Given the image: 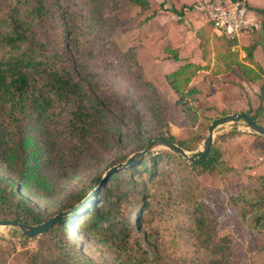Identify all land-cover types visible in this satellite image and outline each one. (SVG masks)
Wrapping results in <instances>:
<instances>
[{
  "label": "trees",
  "instance_id": "obj_1",
  "mask_svg": "<svg viewBox=\"0 0 264 264\" xmlns=\"http://www.w3.org/2000/svg\"><path fill=\"white\" fill-rule=\"evenodd\" d=\"M250 7L255 12L264 11ZM151 8L150 0L0 3V164L6 169V175L0 173V219L30 227L54 217L40 218L24 192L33 195L30 190L34 182L45 185L41 171L46 165L26 125L31 122L35 127L65 112L70 139H75L74 135L82 139L94 131V116L87 107L94 98L93 91L76 74L79 67L90 63V59L78 58L80 47L89 52L95 47L106 56L109 50L121 54L128 66L126 73L142 89L141 98L165 118L168 110L161 94L144 77L140 64L117 48L114 39L122 25L137 16H124L126 10L138 9L142 14ZM153 12L143 18L141 25ZM196 35L204 63L186 60L166 74L178 96L176 105L196 126L190 136L177 139L167 128L141 151L119 156L69 205L68 209L73 207L70 212L34 237L40 240V247L20 252L21 260L16 264H94L85 251L92 241L108 246L116 264H235V234L244 227L255 233L264 230L263 183L258 187L235 185L215 200L216 211L204 200L200 176L224 177L232 172L216 142L203 159L199 160L202 151L192 154L194 162L168 147L149 148L156 139H165L192 151L207 136V128L197 123L198 107L193 103L197 89L192 80L202 70L220 74L236 66L252 82L264 83V67L254 56L256 42L240 46L238 38L217 33L210 20L196 30ZM94 39L101 44H94ZM165 49L178 57V48ZM106 63L112 64L108 58ZM102 89L108 90L106 86ZM245 113L264 126V119L257 113ZM80 145L83 148L84 143ZM173 164L182 169L185 181L186 218L179 227L168 209L169 201L150 185L163 168ZM115 167L120 168L109 173ZM228 208L236 210L234 221L219 223L215 215ZM80 227L87 233L85 239L77 238L76 229Z\"/></svg>",
  "mask_w": 264,
  "mask_h": 264
},
{
  "label": "rangeland",
  "instance_id": "obj_2",
  "mask_svg": "<svg viewBox=\"0 0 264 264\" xmlns=\"http://www.w3.org/2000/svg\"><path fill=\"white\" fill-rule=\"evenodd\" d=\"M4 1L11 0H0V3ZM152 11H156L153 6L142 14L138 13V9L126 10L124 16H137L128 25L123 24L114 39L122 53L130 54L131 60L140 64L144 77L161 94L168 113L165 118L156 114L148 102L141 98L142 89L126 73L128 66L121 54L109 50L110 55L106 56L98 50L95 51V47L93 52H89L86 47H80L76 51L78 58L81 61L90 59V63L79 67L76 74L88 82L93 91L94 98L87 102V107L94 116V131L82 139L75 135V139H70L65 112L59 116H50L45 123L38 122L35 127H32L34 123L31 122L26 125V130L33 135V146L46 158V165L41 171L45 185L40 186L38 182H34L30 190L33 195L24 191L43 220L70 207L81 192L97 176L105 173L119 156L141 151L151 138L167 128L180 140L187 139L196 128L192 126L193 119H189L176 105L178 96L166 79V74L174 69L170 64L171 59L176 58L173 51L168 52L165 49L171 44L166 43L164 48L157 45L163 37L162 29L141 28L143 18ZM70 22L72 23L71 20ZM93 43L101 44V41L94 39ZM107 58L112 64L106 63ZM192 59L196 60L191 57L184 58L183 61ZM240 74L248 79L242 72ZM217 75L201 72L192 80L197 89L193 95V103L198 107L199 126L206 127L208 132L214 119L234 112L250 111L264 119V83L252 82L263 88L255 97L249 91L245 95L237 94L234 90L226 93L224 91L228 81H215L213 77ZM104 86L108 90L102 89ZM258 99L259 102L256 101ZM205 138L195 150L188 152L194 154L201 151ZM214 142L217 143L222 157L232 167V172L224 177L210 174L200 176L202 196L216 211L215 200L225 196L226 191L232 190L235 185L258 187L264 184V136L252 132L246 121L240 119L218 125L214 132ZM81 143H84L83 148H80ZM160 147L165 146L157 145L155 148ZM168 168H163V173L150 185L153 184L154 192L157 190L164 194V198L169 201L168 209L179 227L186 218L183 212L187 205L183 195L185 181L182 179L181 168L175 164ZM0 173L6 175V169L1 168V164ZM147 214L148 212L144 213V216ZM235 216L236 210L228 208L224 213L216 214L215 218L224 224L234 221ZM76 231L77 238H86L87 233L81 227ZM39 242L37 238L24 236L19 227L0 225V264H16L21 260L20 252L37 250L40 247ZM233 245L236 250L235 264H264V230L255 233L244 227L240 234H235ZM85 251L94 264H116L110 248L102 243L92 241Z\"/></svg>",
  "mask_w": 264,
  "mask_h": 264
},
{
  "label": "crops",
  "instance_id": "obj_3",
  "mask_svg": "<svg viewBox=\"0 0 264 264\" xmlns=\"http://www.w3.org/2000/svg\"><path fill=\"white\" fill-rule=\"evenodd\" d=\"M150 2L156 11L141 25V28L150 27L149 30H151V28L157 27L162 29L163 37L158 41L157 45L164 48L166 43H168L172 47L179 49L178 57L171 59L172 68H177L184 62V58L195 57L196 60L192 59L193 61L204 63L198 47L199 39L196 35V30L207 21L204 10L207 0H150ZM248 2L251 6L264 8V0H248ZM156 3L158 4L157 6ZM256 13L260 28L243 34L238 38V41L240 46L256 42L254 56L256 61L260 62L264 67V11L262 13L257 11ZM201 72L209 73L210 71L202 70ZM240 73V69L235 66L228 72L220 73L213 78L217 82L219 79L228 81L226 82L227 89L224 91L226 93L234 90L237 94L245 95L249 91L253 97L255 95L258 96L257 94L264 87L257 86L252 81L241 76ZM226 76L227 78H223ZM251 86L253 89H251ZM253 100L255 99L252 98ZM256 101L259 102L260 100ZM262 102H264V99H262Z\"/></svg>",
  "mask_w": 264,
  "mask_h": 264
},
{
  "label": "built area",
  "instance_id": "obj_4",
  "mask_svg": "<svg viewBox=\"0 0 264 264\" xmlns=\"http://www.w3.org/2000/svg\"><path fill=\"white\" fill-rule=\"evenodd\" d=\"M204 10L219 34L239 38L260 28L257 13L248 0H207Z\"/></svg>",
  "mask_w": 264,
  "mask_h": 264
},
{
  "label": "water",
  "instance_id": "obj_5",
  "mask_svg": "<svg viewBox=\"0 0 264 264\" xmlns=\"http://www.w3.org/2000/svg\"><path fill=\"white\" fill-rule=\"evenodd\" d=\"M240 119H244L246 121V123L248 124V126L252 132L264 136V126L253 121L252 118L248 114H246L245 112H234L231 114H227V115L218 117L212 121V123L210 124V126L208 128V134H207V136L203 142L204 147L201 150L202 151V157L199 158V160L203 159L204 157H206L208 155L209 150H210V148L213 144V141H214L215 128L222 123L229 122V121H238ZM157 145H162V146L168 147L170 149H173L174 151L181 154L183 157L187 158L189 161H192V162L196 161L195 156L190 154L187 150H185V149L181 148L179 145L171 143L165 139H156L155 141H153L149 145V148L157 146ZM129 161H131V159ZM118 168H120V167L112 168L109 173L116 171ZM72 209H73V207L69 208V209L67 208V209L61 211L60 213H58L52 219L47 220L41 224L30 226V227H24L19 222H15V221H11V220H5V219H0V225H11V226L19 227L23 231V233L26 234L27 236L35 237V236L43 233L45 231V229H47L49 226L58 222L62 216L66 215Z\"/></svg>",
  "mask_w": 264,
  "mask_h": 264
}]
</instances>
